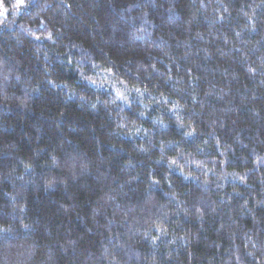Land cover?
Here are the masks:
<instances>
[{
	"label": "trees",
	"instance_id": "trees-1",
	"mask_svg": "<svg viewBox=\"0 0 264 264\" xmlns=\"http://www.w3.org/2000/svg\"><path fill=\"white\" fill-rule=\"evenodd\" d=\"M0 264H264V0H0Z\"/></svg>",
	"mask_w": 264,
	"mask_h": 264
},
{
	"label": "snow or ice",
	"instance_id": "snow-or-ice-1",
	"mask_svg": "<svg viewBox=\"0 0 264 264\" xmlns=\"http://www.w3.org/2000/svg\"><path fill=\"white\" fill-rule=\"evenodd\" d=\"M18 2L22 4L23 3V0H18Z\"/></svg>",
	"mask_w": 264,
	"mask_h": 264
},
{
	"label": "rangeland",
	"instance_id": "rangeland-1",
	"mask_svg": "<svg viewBox=\"0 0 264 264\" xmlns=\"http://www.w3.org/2000/svg\"><path fill=\"white\" fill-rule=\"evenodd\" d=\"M123 92V91H122ZM123 94H124V92H123Z\"/></svg>",
	"mask_w": 264,
	"mask_h": 264
}]
</instances>
